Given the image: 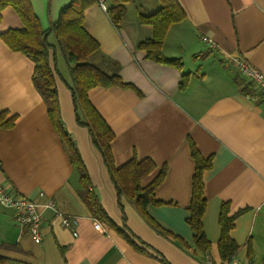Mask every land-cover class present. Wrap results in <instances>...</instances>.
Instances as JSON below:
<instances>
[{"label":"crops","instance_id":"crops-1","mask_svg":"<svg viewBox=\"0 0 264 264\" xmlns=\"http://www.w3.org/2000/svg\"><path fill=\"white\" fill-rule=\"evenodd\" d=\"M28 1L46 30L70 0ZM175 1L186 17L170 25L161 46L166 58L181 61L180 70L146 59L145 51L136 47L153 35L139 17L155 14L160 0H127L119 30L98 3L85 10L83 23L99 47L88 62L134 87H95L88 92V100L114 133L113 165L150 159L155 169L142 186L165 168L155 190L161 205H149L145 212L169 235L148 224L125 197L117 200L101 154L87 128L75 119L64 55L56 38L47 37L51 64L60 74L56 88L62 126L88 171L90 191L133 244L99 224L82 202L79 174L33 85L34 64L1 38L23 24L12 7L1 11L0 112L15 120L12 128H0V184L39 204L43 222L42 238L36 242L28 226L15 221L14 210L0 205V264L219 263L222 205L233 218L228 234L239 247L231 261L264 264V100L242 91L243 81L230 61L239 55L264 74V0ZM186 73L188 86L181 90ZM190 143L203 159L210 158V168L202 175L207 202L201 222L210 243L205 253L195 248L185 223L195 167ZM48 200L56 209L45 206ZM56 211L78 220L77 236L61 227Z\"/></svg>","mask_w":264,"mask_h":264},{"label":"trees","instance_id":"trees-1","mask_svg":"<svg viewBox=\"0 0 264 264\" xmlns=\"http://www.w3.org/2000/svg\"><path fill=\"white\" fill-rule=\"evenodd\" d=\"M99 0H70L68 4L61 8L58 17L50 27L46 30L41 28L40 22L33 13L32 6L28 0H0V14L5 7H12L15 14L20 18L23 28L10 29L1 34L4 43L14 52H19L29 58L34 64V75L32 82L46 105L49 120L54 131L58 134L69 156L70 163L76 168L79 174L81 184L82 202L86 205L90 214L100 223L105 224L114 230L125 241L130 244V234L122 228H118L108 217L103 209L98 197L89 189L91 180L84 162L76 148L75 143L70 139L69 135L62 126L60 116V105L58 99V91L56 88V78H60V74L55 65L51 64L52 45L48 42V36L53 35L58 42L59 50L62 51L66 64L68 66L70 78V91L73 102L75 119L78 124L87 128L92 143L96 150L102 156L103 163L108 169L109 176L114 184L117 200L125 197L137 212L146 220L148 224L164 235H169L166 231L155 224V222L147 215L146 208L149 205L158 206L161 202L155 199V190L162 184L165 178V168L149 182L142 186V181L154 171L155 164L150 159H144L140 162L132 159L120 168L113 165L112 152L110 143L114 139V133L109 125L100 116L97 110L90 102L88 92L95 87L108 89L110 87L134 88L132 85L122 82L121 78L116 75L104 74L102 70L88 62L92 53L99 48L97 42L92 39L84 30V12ZM107 4L106 14L110 23L120 29L122 17L125 13V3L127 0H102ZM184 10L175 0H160V7L154 13L139 17L138 22L141 25L151 26L153 29L152 38L137 44V48L145 51L146 59L153 62L168 65L179 69L182 67L181 61L178 59H169L162 54V46L167 30L170 25L179 23L185 19ZM200 54L194 56L198 58ZM190 75L188 73L182 75L180 89L185 90L188 86ZM241 80V78L239 77ZM245 81V80H244ZM242 82V91L248 95H256L264 100V96L257 93V89L250 82ZM6 112H0V128L10 129L13 126L15 117L6 118ZM190 147L191 159H193L195 167L192 176V192L190 203L187 208L188 217L186 222L193 235V243L195 248L200 251L209 252L210 243L204 235L202 218L206 208V198L204 197V184L202 175L204 170L210 168V158L203 159L193 143ZM227 205L220 208L219 223L221 228V236L218 242V250L221 260L231 261L239 250V247L232 241L229 232L233 227V218L228 215ZM4 261L0 259V262Z\"/></svg>","mask_w":264,"mask_h":264},{"label":"built area","instance_id":"built-area-1","mask_svg":"<svg viewBox=\"0 0 264 264\" xmlns=\"http://www.w3.org/2000/svg\"><path fill=\"white\" fill-rule=\"evenodd\" d=\"M100 7L105 11V4L100 1ZM203 42H205L209 47H212L213 44L210 39L202 38ZM231 64L233 68H235L245 81L250 82L257 89V93H260L264 96V74L253 67L250 63H248L244 58L239 55L232 56L230 58ZM0 205L6 208H11L14 210L15 221L20 225H27L29 233L33 237V239L37 242L40 241L42 235L39 231V226L43 222L42 217L40 216V205L36 204L34 201L18 196L14 192L6 190L0 184ZM45 206L49 208L56 209V204L53 203L52 200H48ZM56 215L60 219L61 227L67 228L72 231L74 237L77 236L76 226L78 224V220L71 216H65L62 212L56 211ZM206 264H236L234 261H222L219 263H215L212 261H207Z\"/></svg>","mask_w":264,"mask_h":264},{"label":"rangeland","instance_id":"rangeland-1","mask_svg":"<svg viewBox=\"0 0 264 264\" xmlns=\"http://www.w3.org/2000/svg\"><path fill=\"white\" fill-rule=\"evenodd\" d=\"M100 1H102V0H99V1H98V5H99V2H100ZM102 2L104 3V1H102ZM104 4H105V3H104ZM99 6H100V5H99ZM105 6H106V4H105ZM106 8H107V6H106ZM105 11H106V10H105ZM225 61H226V60H225ZM230 61H231V60H230ZM230 61H229V63H228L229 65H230ZM226 62H227V61H226ZM230 66H231V65H230ZM238 77H240L239 74H238ZM240 78H241V81H244V79H243L242 77H240ZM244 82H246V81H244ZM223 261H224V260H223Z\"/></svg>","mask_w":264,"mask_h":264}]
</instances>
